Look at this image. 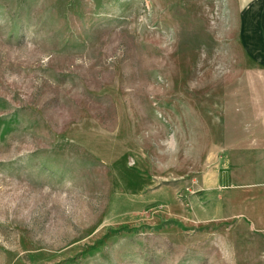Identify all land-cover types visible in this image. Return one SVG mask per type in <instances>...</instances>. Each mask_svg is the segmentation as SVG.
I'll return each mask as SVG.
<instances>
[{
    "label": "rangeland",
    "instance_id": "rangeland-1",
    "mask_svg": "<svg viewBox=\"0 0 264 264\" xmlns=\"http://www.w3.org/2000/svg\"><path fill=\"white\" fill-rule=\"evenodd\" d=\"M226 12L0 0V264H264V64Z\"/></svg>",
    "mask_w": 264,
    "mask_h": 264
},
{
    "label": "crops",
    "instance_id": "crops-1",
    "mask_svg": "<svg viewBox=\"0 0 264 264\" xmlns=\"http://www.w3.org/2000/svg\"><path fill=\"white\" fill-rule=\"evenodd\" d=\"M225 2L227 16H231L234 22L242 17L245 46L251 47L252 56L255 52L259 55V63L264 64V0H225ZM234 153L238 154L236 158L240 159L242 154L247 155L248 151L238 149ZM251 153L260 157L264 156V151L260 146Z\"/></svg>",
    "mask_w": 264,
    "mask_h": 264
}]
</instances>
